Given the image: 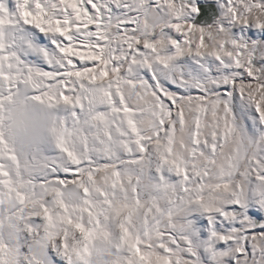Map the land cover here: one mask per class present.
I'll return each instance as SVG.
<instances>
[{"label":"snow or ice","instance_id":"1","mask_svg":"<svg viewBox=\"0 0 264 264\" xmlns=\"http://www.w3.org/2000/svg\"><path fill=\"white\" fill-rule=\"evenodd\" d=\"M0 0V264H264V0ZM254 29V30H252Z\"/></svg>","mask_w":264,"mask_h":264},{"label":"clouds","instance_id":"2","mask_svg":"<svg viewBox=\"0 0 264 264\" xmlns=\"http://www.w3.org/2000/svg\"><path fill=\"white\" fill-rule=\"evenodd\" d=\"M51 139L48 110L31 102L6 105L0 111V134L18 154L35 150V142L44 134ZM103 245L97 243L89 254V264H98L106 257L100 255Z\"/></svg>","mask_w":264,"mask_h":264},{"label":"water","instance_id":"3","mask_svg":"<svg viewBox=\"0 0 264 264\" xmlns=\"http://www.w3.org/2000/svg\"><path fill=\"white\" fill-rule=\"evenodd\" d=\"M214 8V13L208 15L207 17H194L192 22L193 23H197V24H203V25H210L213 24L215 22V20L220 16V11L218 9V6L213 3L210 2ZM200 3H198L199 5Z\"/></svg>","mask_w":264,"mask_h":264},{"label":"bare ground","instance_id":"4","mask_svg":"<svg viewBox=\"0 0 264 264\" xmlns=\"http://www.w3.org/2000/svg\"><path fill=\"white\" fill-rule=\"evenodd\" d=\"M35 146L40 147L43 152L50 154L51 149L53 148V142L52 139L45 133L35 142Z\"/></svg>","mask_w":264,"mask_h":264},{"label":"rangeland","instance_id":"5","mask_svg":"<svg viewBox=\"0 0 264 264\" xmlns=\"http://www.w3.org/2000/svg\"><path fill=\"white\" fill-rule=\"evenodd\" d=\"M195 2L198 4V3L201 2V0H195ZM209 2H213V3H215V4L218 6L217 0H209ZM218 9H219V11H221L220 8H219V6H218ZM252 30H254V29H252ZM262 36H264V34H262ZM35 149H37L39 152L44 153L45 155H51V154H52V153L47 154V153L43 152V151L41 150V148H40V147H37V146H35Z\"/></svg>","mask_w":264,"mask_h":264},{"label":"crops","instance_id":"6","mask_svg":"<svg viewBox=\"0 0 264 264\" xmlns=\"http://www.w3.org/2000/svg\"><path fill=\"white\" fill-rule=\"evenodd\" d=\"M201 3V2H200Z\"/></svg>","mask_w":264,"mask_h":264}]
</instances>
